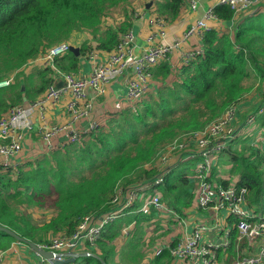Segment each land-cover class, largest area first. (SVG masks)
I'll return each instance as SVG.
<instances>
[{
    "label": "trees",
    "instance_id": "trees-1",
    "mask_svg": "<svg viewBox=\"0 0 264 264\" xmlns=\"http://www.w3.org/2000/svg\"><path fill=\"white\" fill-rule=\"evenodd\" d=\"M130 0H0V82L13 77V82L0 88V118L25 100H35L45 94L54 80L49 67L31 74L22 70L33 64L45 52L75 33L87 32L98 43L95 48L111 52L122 34L132 26L124 22L116 28L104 27L107 18L119 10L127 14ZM185 0H163L157 4L160 17L174 21L181 13ZM214 13L223 21H232L235 13L227 6H217ZM127 14V20L131 16ZM92 46V45H91ZM88 43L79 47L80 55L69 52L56 60L65 73L80 70L81 58L94 49ZM264 15L248 17L232 32L208 31L203 39V53L184 66L179 81L162 88L156 98L122 111L112 117L107 127L78 144L51 151L32 163L0 172V225L37 245L44 243L51 232L55 235L73 234L87 216H100L116 209L112 201L117 190L138 186L156 179L153 166L158 151L185 134L203 131L240 102L247 82L257 74L264 84ZM35 66V65H33ZM162 75L170 71L163 66ZM35 71V69H34ZM161 75V76H162ZM160 76V74H158ZM23 86L25 89L23 90ZM263 117V116H262ZM245 126V125H244ZM243 126V127H244ZM241 136L251 137L249 127ZM240 136V137H241ZM225 150L219 165L228 167L232 177L223 181L228 187L233 181L249 191V202L264 216V154L239 145ZM234 144V143H233ZM248 150H251L248 151ZM146 165H152L150 170ZM223 175L225 171H222ZM179 213L190 207L194 199L190 190L195 183L185 170H175L163 184L156 187ZM54 200L55 214L38 232L22 205L40 207ZM146 213L135 215L136 235L126 245L121 259L136 262ZM239 219L230 216L233 225L230 254L242 251L246 238L239 241ZM122 223L109 224L98 245L100 259L82 258V264H112L116 257L113 241L120 236ZM49 240V239H48ZM47 240V241H48ZM14 241L13 236L0 231V249ZM45 241V242H47ZM120 254V255H121ZM128 256V257H127ZM169 251L157 255L151 264H171Z\"/></svg>",
    "mask_w": 264,
    "mask_h": 264
},
{
    "label": "built area",
    "instance_id": "built-area-1",
    "mask_svg": "<svg viewBox=\"0 0 264 264\" xmlns=\"http://www.w3.org/2000/svg\"><path fill=\"white\" fill-rule=\"evenodd\" d=\"M203 1L185 0L184 7L197 12ZM263 4L264 0H219L218 5L229 7L234 11L235 16H238L248 13ZM214 9L208 12L206 18L196 21L181 38L171 45L154 43L158 33L151 36L148 40V47L139 56L135 53V47L137 46L133 32L128 31L122 34L115 48L106 55L104 61L93 67L87 77L79 76L76 73H65L57 68L56 60L70 52L72 47L70 43L63 42L48 49L40 58L44 67L51 68L54 76L61 78L63 83L59 86V78L54 80L42 98L28 104L15 106L0 118V172L13 169V160L22 152L26 134L33 130V125L30 122L25 124L24 129L19 128V123L26 119L29 111L37 110L42 118L47 103L55 104L64 96L69 95L72 98L69 111L73 119L75 121L87 119L94 110V101L105 96L107 86L124 74H127L126 101L129 108L142 104L150 89L153 68L163 62H170L173 53L193 37L201 39L200 47H193L181 52L182 64L184 66L189 65L191 61L203 53L204 36L208 31L213 30L208 25V21L211 19L220 20L214 13ZM137 14H135V17H139ZM166 20L159 17L156 21L157 24L164 26ZM159 33L165 36L164 30ZM12 82L13 77L0 82V88L7 87ZM262 116L264 117V104L260 106L257 113L247 118L243 128L237 129L234 125L236 118L235 105L230 107L221 118L209 124L203 131L178 137L171 144L164 147L165 154L159 162V174H157L155 180L129 187L125 191L117 190L112 205L119 206V208L100 216H87L73 234H65L56 239L52 238L38 246L46 252L56 254V260H65L67 254H77L79 248L85 242L96 245L106 226L123 217L125 212L138 199L143 200L141 211L148 212L150 207H154L165 216H174V220L179 222L177 227L186 226V224L189 226L190 223L186 219L181 218L164 205L161 192L156 189L157 186L159 187L165 182L173 168L172 160L175 156H178L183 161L197 160L191 176L196 185L194 190L196 208H211L215 216H218L220 212L228 216H236L239 219L236 224L240 233L239 241L246 238L250 244L254 242L258 246L257 252L252 255L238 256L233 264H264V216L248 206L249 191L246 187L238 186L236 181L231 182L228 187L223 185V181L226 180L222 173L223 165H219L215 170L219 156L230 147L231 142L243 134L246 127H249L250 136L253 139L251 147L254 150H260L264 154V123L260 130L254 133L257 120ZM97 130L98 125L96 124L90 126V132H80L68 124L63 126L44 125L39 132L45 144L53 149L55 147L54 139L59 138L61 134H66L68 138L66 146H68L78 144L84 135ZM154 164L153 166L156 167ZM153 166L151 165V167ZM216 225H211L207 219L193 221L191 225V228L193 227L192 232L186 235L183 234L171 248L173 257L182 264H228L226 262V250L231 245L233 228L227 227L221 233L220 240L216 241L209 238V234L216 229ZM249 247L256 250L252 245ZM5 253L6 251L0 250V263ZM37 255L40 257L39 264H53L50 260L39 254Z\"/></svg>",
    "mask_w": 264,
    "mask_h": 264
},
{
    "label": "crops",
    "instance_id": "crops-1",
    "mask_svg": "<svg viewBox=\"0 0 264 264\" xmlns=\"http://www.w3.org/2000/svg\"><path fill=\"white\" fill-rule=\"evenodd\" d=\"M158 1L161 2L163 0H158ZM218 4H219V0H204L201 4L200 9L197 12H193L183 6L178 18L174 21H171L169 19L166 20V24L164 26L157 24L156 20L160 16L157 13V9H156L157 7L155 6V4H153L154 6L152 5L149 9L147 8L148 4H146L143 9H140V11H138L137 15H139V17L134 16V18L131 17L129 20L125 18L120 23V25L126 21L131 23L132 26L128 29V31L133 32L136 38L137 47H135L136 48L135 53L136 55L139 56L148 47L149 45L148 40L151 36H154L156 33H158L156 39L154 40V43L171 45L176 40L181 38L183 34L189 29V27H191L194 23H196V21L206 18L208 12L219 6ZM257 11L263 12L264 4L262 6L253 9L248 13H243L238 16H235L234 20L232 21L211 19L208 21V25L210 26L211 29L219 32H232L234 25L236 26L237 24L242 22L245 18L254 15V13ZM161 30H164L165 36H162L161 33H159ZM87 34L89 36L80 39L79 44L77 45L72 44L74 47L79 48L78 46L86 42L89 45H92V47L94 48L90 54H87L86 56H82L81 58L80 70L77 73L79 76L82 77L89 76L91 71L93 70V67L96 64L104 61L107 57L106 55H108L109 53L108 51L95 49L98 46V43L93 39V37H91V34L89 33ZM200 44H201V39L199 37L191 38L187 43L183 44V46H181L179 50L173 53L172 57L170 58V62H163L157 65L155 68H153L152 70L153 76L150 82V89L144 101H148L151 100L152 98H156L158 92L162 88L166 87L171 83H175L179 81L180 72L184 67V65L182 64L181 52L187 51L193 47H200ZM40 57L32 64V66L35 65L33 66V69L45 68L43 61L41 60ZM164 65H166L170 71V75L167 78H164L162 75V70L164 69L163 67ZM158 74H160V76H158ZM126 75L127 74H124L120 78L113 80L107 86V91L105 96L98 98L94 101L95 102L94 110L91 113L90 117L87 119L78 120V121H75L73 119V116L69 111V105L70 102L72 101V98L69 95L64 96L60 101H58L55 104L50 102L47 103L45 105V112L42 118L40 116V112H38L37 110L29 111L26 119L19 123V128L24 129L25 124L27 122H30L33 125V130L26 134V138L23 144V150L13 160L14 171L16 170L17 167L23 166L28 163H32L37 159L42 158L44 155H47L51 151L64 149V146L67 145L68 138L66 134H61L59 138H56L53 141L55 147L53 149H50L41 139V134L39 132L40 128H42L44 125L63 126L70 124L72 128L80 132L82 131L90 132V126L92 124H96L98 125L97 131H99L102 128L107 127V124L111 121L112 117H114L115 115H119L122 111L130 109L126 101V94H127ZM51 77L53 80H58L59 78V77H55L54 74H52ZM62 83L63 80L59 78L58 85L61 86ZM42 97L43 95L35 100L27 99L24 101L23 104H28ZM244 98H242V100L238 102V104H236V118L234 120V125L237 129L243 128L247 118L257 113L260 106L264 104V90H262L258 94L253 95L249 99L248 98L244 99ZM263 123H264V117H259L254 128V133L260 130ZM93 133L95 132H91L90 134L84 135L81 138V141L89 139ZM241 140H247V142L244 141L246 145L248 144L246 148H249L252 151L254 150V148L251 147V144L253 142L252 137H248V138H244L243 136L238 137L236 140L231 142L230 147L233 145V143H237ZM251 150L248 151L251 152ZM196 163L197 160L183 161L178 156H175L172 160L173 168L171 173L175 170H180V169L185 170L186 177L191 180L192 184H194V181L191 179V176L195 169ZM228 167L226 166L223 169L225 171V174L223 175L224 178L226 180L229 178H232L233 180H237L238 179L237 176L235 177L231 176V174L228 171L229 170ZM160 192L163 197L164 205L167 206L173 212H175L181 218L186 219L190 223V225L188 226L186 224V226L181 225L177 227V225H179V222L174 220V216L171 217L165 216L161 211L157 210L154 207H150L148 209L149 210L148 212L141 211L143 200L138 199L134 203V205L131 206L125 212V215H123V217L115 221L122 223V229L120 236L113 241V246L116 249L117 255L113 259L112 264H117V257H119L117 250L119 249L123 253L128 242L132 239V237L136 235L137 223L135 221V215L141 212L142 213L144 212L148 215H151L154 212V215L149 217L150 220L148 222H144L141 224L142 226L141 230L143 233L140 236V246L138 247L137 250L138 256L135 259H137L136 262L141 261L143 264H145L144 260L146 259L148 260V264H151L152 260L157 255H160L162 252L166 250L169 251L170 256L172 258L171 264H182L173 257L171 253V248L176 244L177 239L182 237L183 234L186 235L192 232L193 227L191 228V225L193 221H195L196 219H201V220L207 219L211 223V225L218 224L215 226L216 229H214L209 234V238L214 239L216 241L220 240L221 233H223L227 229V227L233 228V225H231V223L229 222L230 216L222 212L218 213V216H215L214 212L211 211V208L209 209L196 208L194 199L190 207L186 208L183 211V213H179L172 205L167 203L168 201L165 199L164 194L162 193V191ZM189 192H191V195H194V190H190ZM248 206L255 209V211L257 210V206L253 204L252 206L250 205L249 196H248ZM116 208H119V206H117ZM161 235H167V238H160L159 236ZM98 241L96 245H91L90 243L85 242V244L79 248L77 254H87L88 256L86 257L96 258L95 256H97L98 258H100V256L102 255V249L100 245H98ZM244 243H246L247 246L242 251L236 250L234 257H231L229 250L230 247L228 248V250H226V254H227L226 262L228 264H233V262L237 259L238 256L252 255L258 251L257 248L256 250H253L252 247H249L251 244L248 240H246V242ZM146 247L150 249L154 248L155 253L153 254L154 255L153 257L152 256H150L151 258L149 257L150 253L149 255L147 254L148 256L146 257L142 254L143 248L145 249ZM26 249L28 250L27 254H29V257L32 261L25 258L24 254L26 253ZM150 249L146 251V253L150 252ZM0 250L6 251L4 258L0 264H21V263L39 264L40 262V257L24 242L14 241L10 244L9 247ZM121 256L122 254L120 255V260L122 263L135 264L129 259L133 257L127 256L128 258L122 260ZM82 258L77 259V261L72 264H82Z\"/></svg>",
    "mask_w": 264,
    "mask_h": 264
},
{
    "label": "rangeland",
    "instance_id": "rangeland-1",
    "mask_svg": "<svg viewBox=\"0 0 264 264\" xmlns=\"http://www.w3.org/2000/svg\"><path fill=\"white\" fill-rule=\"evenodd\" d=\"M151 2H153V4H155V6L158 7L157 6V4L159 3L158 0H130L129 4L126 6L127 14H129L131 17L134 18L135 14L138 13V11H140V9H143L146 4H149ZM127 14L124 13L123 10H119L113 16H111V18H107L108 20L105 21L104 27H106V28L109 27V26H111V28L118 27L120 25V23L125 18H127ZM259 14H261V15L263 14L264 15V11L263 12L257 11V12L254 13V15H252L250 17L260 16ZM88 36L89 35L87 34V32L75 33L73 35V37L71 38V40L67 41V42L70 43L71 45L72 44L77 45V44H79L80 39H83L84 37H88ZM91 37H93V36L91 35ZM262 60H264V58H262ZM38 69L39 68H36L35 71H34L33 66L31 64H28L22 70V72L25 73V74H31L33 72H36ZM256 75L257 74L254 73L253 76H251L250 79L248 80L247 87H246V92H245L243 98L245 97V98L249 99L253 95L258 94L262 90H264L263 81L261 80V78L259 76H256ZM244 141L247 142V140H241V141H239V145H241L243 147L248 146V144L246 145V143ZM237 145H238V143H234L233 144V146L231 147L233 151H235L237 149ZM164 154H165V148H162L161 150L158 151V156H157V158L154 161L155 162L154 165L156 166L157 170H158V167L160 166L159 162L161 161L162 156ZM157 161H158V163H157ZM146 169L150 170L151 169V165H146ZM139 183H141V182H139ZM19 211L24 213V214H26V216L30 219V221L35 226V228L38 230V232L42 235L43 233L41 232V230L44 229L45 225L51 220V218L55 214L54 200L50 199L46 204H44L43 206H40V207H34V206L30 207V206H27V205H22V206L19 207ZM64 235L65 234L55 235V234H52V232H51V234L47 238H44V242L47 241L48 239L49 240L52 239V238L56 239V238L62 237ZM159 237L160 238H167V235H161ZM251 245L254 248H258V246L254 242H252ZM149 249L150 248H148V247H146L145 249L143 248L142 254L145 257L148 256L149 253H150L149 257L150 256H152V257L154 256L153 255L155 253L154 248H152L153 250L150 249V252L146 253V251H148ZM117 251H118V254H119V257H117V264H124L120 260L121 250L118 249ZM27 252H28V250L26 249V253L24 254V256H25L26 259L31 260L30 257H29V254H27ZM144 261H145V264H148V260L147 259L144 260ZM133 263H135V264H143L141 261L140 262H133Z\"/></svg>",
    "mask_w": 264,
    "mask_h": 264
},
{
    "label": "water",
    "instance_id": "water-1",
    "mask_svg": "<svg viewBox=\"0 0 264 264\" xmlns=\"http://www.w3.org/2000/svg\"><path fill=\"white\" fill-rule=\"evenodd\" d=\"M153 5L152 3H149L147 5V8L149 9L151 6ZM71 52H73L76 56L80 55V49L77 47L72 46L71 47ZM25 89V87L23 86V90ZM0 231H3L11 236H13L14 238H16L19 242H24L26 245H28L34 252H36L37 254H39L40 256L50 260L53 264H72L75 263L77 261V259L82 258V257H86L88 256L87 254H67L66 257L67 259L59 261L56 260L55 257L56 254L52 253V252H46L43 249H41L37 244L30 242L22 237H20L19 235H17L15 232H13L12 230L1 226L0 225ZM96 258H98L97 256H95ZM100 259V258H98Z\"/></svg>",
    "mask_w": 264,
    "mask_h": 264
}]
</instances>
